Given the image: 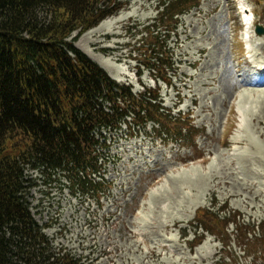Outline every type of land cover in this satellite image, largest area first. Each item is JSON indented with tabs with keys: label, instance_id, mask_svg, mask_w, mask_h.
<instances>
[{
	"label": "rangeland",
	"instance_id": "obj_1",
	"mask_svg": "<svg viewBox=\"0 0 264 264\" xmlns=\"http://www.w3.org/2000/svg\"><path fill=\"white\" fill-rule=\"evenodd\" d=\"M126 1L118 14L83 33L75 45L105 67L110 79L139 93L143 86H154L150 68L141 62L146 52L140 37H146L144 27L153 25L160 0ZM201 1L197 10L182 16L178 36L166 41L181 101L176 90L159 82L162 105L174 114L190 112L194 125L204 129L197 147L164 144L149 133L127 138L124 126L111 132L103 171L111 186L99 202L72 194L62 175L26 171L34 219L56 249L84 264H264V253L248 255L236 239L227 249L219 235L204 233L196 245L188 227L198 207L228 218V233L236 232L234 212L238 221H264V84L239 85L255 80L254 66L264 65V34L254 36L252 28L250 51L244 52L239 22L231 13L233 0ZM245 1L257 9L255 19L264 27V1L259 8ZM200 154L204 157L190 161ZM191 243L196 246L190 248Z\"/></svg>",
	"mask_w": 264,
	"mask_h": 264
},
{
	"label": "trees",
	"instance_id": "obj_2",
	"mask_svg": "<svg viewBox=\"0 0 264 264\" xmlns=\"http://www.w3.org/2000/svg\"><path fill=\"white\" fill-rule=\"evenodd\" d=\"M198 1L162 0L152 29L143 28L146 37L140 40L146 53L141 62L168 85L174 63L166 40L175 33L177 16ZM126 4V0H0V264H84L65 249H56L34 220L26 171L51 176L57 170L74 190L95 193L102 190V184L91 178L101 169L95 128L118 129L126 121L132 132L153 122L157 135L193 139L194 129L186 119L160 111L157 90L145 88L133 95L75 46L82 33ZM161 29L164 38L157 31ZM98 134L106 148L105 135ZM225 208L224 204L220 210ZM238 215H230L236 230L232 234L225 230L228 218L204 208L196 213L195 227L219 235L227 249L236 239L242 251L257 257L264 253V221L247 224L236 220Z\"/></svg>",
	"mask_w": 264,
	"mask_h": 264
},
{
	"label": "bare ground",
	"instance_id": "obj_3",
	"mask_svg": "<svg viewBox=\"0 0 264 264\" xmlns=\"http://www.w3.org/2000/svg\"><path fill=\"white\" fill-rule=\"evenodd\" d=\"M123 19V17H120L119 19H118V21H121ZM109 26H111V24L109 25ZM112 27V26H111ZM103 29V25L101 26V27H99L98 29H96V30H92V31H89L88 33H87V38H89V36H92V34H94V33H97V32H99L100 30H102ZM86 52V51H85ZM87 53V52H86ZM88 54V53H87ZM89 55V54H88ZM92 60V59H91ZM94 60V59H93ZM95 61V60H94ZM97 62V61H96ZM98 63V62H97ZM98 64H100V63H98ZM99 66H102L101 64L99 65ZM103 67V66H102ZM104 69H105V67H103ZM103 69V70H104ZM239 85H249V84H247L246 82H244V81H242Z\"/></svg>",
	"mask_w": 264,
	"mask_h": 264
},
{
	"label": "water",
	"instance_id": "obj_4",
	"mask_svg": "<svg viewBox=\"0 0 264 264\" xmlns=\"http://www.w3.org/2000/svg\"><path fill=\"white\" fill-rule=\"evenodd\" d=\"M258 33H264V30L259 29V30H258Z\"/></svg>",
	"mask_w": 264,
	"mask_h": 264
}]
</instances>
